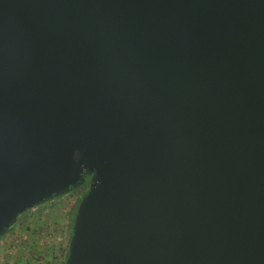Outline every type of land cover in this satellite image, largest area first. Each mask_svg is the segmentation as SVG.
Returning <instances> with one entry per match:
<instances>
[{
	"label": "water",
	"instance_id": "water-1",
	"mask_svg": "<svg viewBox=\"0 0 264 264\" xmlns=\"http://www.w3.org/2000/svg\"><path fill=\"white\" fill-rule=\"evenodd\" d=\"M86 177L64 264H264V0H0V236Z\"/></svg>",
	"mask_w": 264,
	"mask_h": 264
},
{
	"label": "rangeland",
	"instance_id": "rangeland-1",
	"mask_svg": "<svg viewBox=\"0 0 264 264\" xmlns=\"http://www.w3.org/2000/svg\"><path fill=\"white\" fill-rule=\"evenodd\" d=\"M79 191L54 198L21 214L0 237V264H62Z\"/></svg>",
	"mask_w": 264,
	"mask_h": 264
},
{
	"label": "flooded vegetation",
	"instance_id": "flooded-vegetation-1",
	"mask_svg": "<svg viewBox=\"0 0 264 264\" xmlns=\"http://www.w3.org/2000/svg\"><path fill=\"white\" fill-rule=\"evenodd\" d=\"M89 180H90V178L86 177V181L80 187H78L76 189H71L69 193L71 194V193H75L76 191L77 192L79 191V193H78L79 197L83 196L88 189Z\"/></svg>",
	"mask_w": 264,
	"mask_h": 264
},
{
	"label": "trees",
	"instance_id": "trees-1",
	"mask_svg": "<svg viewBox=\"0 0 264 264\" xmlns=\"http://www.w3.org/2000/svg\"><path fill=\"white\" fill-rule=\"evenodd\" d=\"M83 196H84V195H83ZM83 196L79 197V199H78V201H77V207H78V204H79V202H80V200H81V198H82ZM77 207H76V210H77ZM75 214H76V211H75ZM75 214H74V217H75ZM72 224H73V222H72ZM72 224H71V226H72ZM71 228H72V227H71ZM71 228H70V229H71ZM8 231H9V229L6 230L4 233H2L0 237H3ZM70 232H71V230H70ZM70 236H71V235H70ZM67 252H68V251H67ZM66 257H67V254H66ZM64 263H65V262H63L62 264H64Z\"/></svg>",
	"mask_w": 264,
	"mask_h": 264
}]
</instances>
